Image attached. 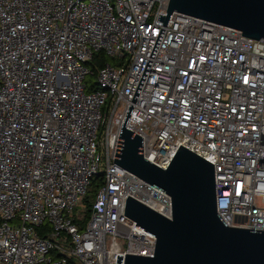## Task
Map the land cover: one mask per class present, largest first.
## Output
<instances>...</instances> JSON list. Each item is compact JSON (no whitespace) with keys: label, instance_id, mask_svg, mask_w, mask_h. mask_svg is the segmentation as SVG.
I'll return each instance as SVG.
<instances>
[{"label":"built area","instance_id":"obj_1","mask_svg":"<svg viewBox=\"0 0 264 264\" xmlns=\"http://www.w3.org/2000/svg\"><path fill=\"white\" fill-rule=\"evenodd\" d=\"M169 1L0 0V264L155 253L126 202L171 219V197L113 162ZM164 32L126 127L164 170L181 146L213 164L220 218L264 232V39L178 13Z\"/></svg>","mask_w":264,"mask_h":264},{"label":"water","instance_id":"obj_2","mask_svg":"<svg viewBox=\"0 0 264 264\" xmlns=\"http://www.w3.org/2000/svg\"><path fill=\"white\" fill-rule=\"evenodd\" d=\"M175 13L241 32L253 41L264 39V0L169 1L167 17L158 21L163 29L121 127L113 163L170 196L172 218L128 197L125 216L155 236L157 244L153 256L126 255L124 264H264V232L231 228L220 218L213 164L181 146L164 170L144 158L143 138L126 127Z\"/></svg>","mask_w":264,"mask_h":264},{"label":"trees","instance_id":"obj_3","mask_svg":"<svg viewBox=\"0 0 264 264\" xmlns=\"http://www.w3.org/2000/svg\"><path fill=\"white\" fill-rule=\"evenodd\" d=\"M107 61H108V58L104 52H99L95 54L93 60L89 64L90 68L93 71V75L88 78L87 80L88 82L94 81L96 79L98 69L104 67ZM90 91H94V90H89V92ZM103 185H104V174L103 173L97 176H94L90 180V186L88 188V192L86 196L83 199V204L81 208L82 214L84 216L82 219L83 224L88 222V219L90 218V215L92 212V201L95 199L96 194L98 193V191L101 189Z\"/></svg>","mask_w":264,"mask_h":264},{"label":"rangeland","instance_id":"obj_4","mask_svg":"<svg viewBox=\"0 0 264 264\" xmlns=\"http://www.w3.org/2000/svg\"><path fill=\"white\" fill-rule=\"evenodd\" d=\"M122 61H123V60H121V59L118 58V57H117V58H114V59H113V58H109V62L112 63V64H113V63H115V64H121Z\"/></svg>","mask_w":264,"mask_h":264}]
</instances>
